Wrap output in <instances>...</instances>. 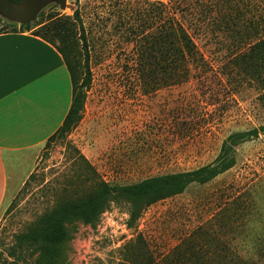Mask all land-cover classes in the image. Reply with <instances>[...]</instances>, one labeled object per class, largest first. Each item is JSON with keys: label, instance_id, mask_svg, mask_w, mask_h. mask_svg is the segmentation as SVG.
I'll return each instance as SVG.
<instances>
[{"label": "rangeland", "instance_id": "1", "mask_svg": "<svg viewBox=\"0 0 264 264\" xmlns=\"http://www.w3.org/2000/svg\"><path fill=\"white\" fill-rule=\"evenodd\" d=\"M75 10L68 59L81 109L45 140L32 178L1 208L0 264H38L39 251L20 250L16 237L87 188L74 177L78 154L101 178L130 183L207 164L228 134L264 125V73L239 61L264 38V0H66L65 9L46 4L34 21ZM166 17L201 55L170 79L163 46L151 41ZM20 28L0 15L1 31ZM234 149L232 167L151 204L136 223L124 200L94 224L74 222L52 264H264V135ZM197 227L206 232L188 249Z\"/></svg>", "mask_w": 264, "mask_h": 264}, {"label": "trees", "instance_id": "2", "mask_svg": "<svg viewBox=\"0 0 264 264\" xmlns=\"http://www.w3.org/2000/svg\"><path fill=\"white\" fill-rule=\"evenodd\" d=\"M77 20L79 16L78 11L75 10L72 15L54 13L42 21H33V27L37 26L32 32L34 35L52 44L53 39L59 42L55 46L71 77V104L59 130L68 129L75 122L78 111L81 109V92L74 87V71L68 59L71 32ZM20 27L19 31H25L29 30L31 25L30 23L20 24ZM7 31L16 30H0V33ZM161 32L159 38L152 37L151 41L163 46L161 53L165 55L164 73L168 79L177 75L181 66V71L187 72L188 63L195 64L200 60L201 55L190 35L170 17H166L162 22ZM145 57L151 58L147 52ZM239 61L246 63L251 72L257 69L264 73V38L250 44L240 56ZM260 134L264 135V125L232 132L223 139L218 154L211 162L194 169L152 175L130 183H116L101 178L87 159L78 154L80 168L74 177L80 183L86 184L87 188L78 194L62 197L42 211L25 231L17 235V247L20 250L39 251L38 264L42 263V259H47V262L52 264L58 257L61 245L69 238L70 225L74 222L94 224L110 204L124 200L128 203L129 224L136 223L151 204L182 193L190 184L206 183L232 167L236 161L234 147L241 142L257 138ZM30 178L32 173L23 186L28 184ZM205 232L206 228L202 227L192 230L187 237L188 249L191 248L192 239L196 234Z\"/></svg>", "mask_w": 264, "mask_h": 264}, {"label": "crops", "instance_id": "3", "mask_svg": "<svg viewBox=\"0 0 264 264\" xmlns=\"http://www.w3.org/2000/svg\"><path fill=\"white\" fill-rule=\"evenodd\" d=\"M72 83L56 46L30 31L0 33V210L61 125Z\"/></svg>", "mask_w": 264, "mask_h": 264}, {"label": "water", "instance_id": "4", "mask_svg": "<svg viewBox=\"0 0 264 264\" xmlns=\"http://www.w3.org/2000/svg\"><path fill=\"white\" fill-rule=\"evenodd\" d=\"M55 3L65 9L66 0H21L19 2L0 0V15L19 24H28L35 20L39 11L48 3Z\"/></svg>", "mask_w": 264, "mask_h": 264}]
</instances>
